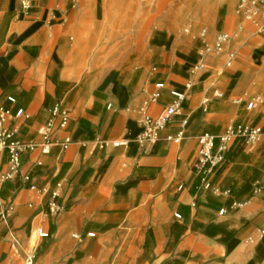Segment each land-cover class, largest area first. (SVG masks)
I'll use <instances>...</instances> for the list:
<instances>
[{"label":"crops","instance_id":"crops-1","mask_svg":"<svg viewBox=\"0 0 264 264\" xmlns=\"http://www.w3.org/2000/svg\"><path fill=\"white\" fill-rule=\"evenodd\" d=\"M235 3L29 0L22 8L0 0V104L15 97L28 117L10 122L31 136L59 101L70 120L57 137L72 139L64 151L24 157L38 186L61 182L67 208L56 217L20 177L0 184L15 203L12 231L20 240L13 247L1 232L0 264H22L37 228L50 235L37 241L33 264H264V136L232 147L228 162L209 174L215 190L201 188L192 169L197 134L235 121L264 130V34L238 31ZM219 32L232 34L234 64L208 56L192 74L201 37L212 42ZM157 81L166 88L148 106L153 117L171 99L169 89L188 95L159 140L143 144L136 109ZM183 115L191 136L177 144L167 136Z\"/></svg>","mask_w":264,"mask_h":264},{"label":"built area","instance_id":"built-area-1","mask_svg":"<svg viewBox=\"0 0 264 264\" xmlns=\"http://www.w3.org/2000/svg\"><path fill=\"white\" fill-rule=\"evenodd\" d=\"M22 8L29 7V0H19ZM234 13L238 18V31H244L250 26L251 32L254 34H264V0H236ZM202 38V46L200 48L201 60L191 69V73L195 74L199 70L205 68L204 58L208 56L224 55V65L231 67L236 58L237 53L234 50L227 49V44L232 39V34L228 32H219L216 34L212 42ZM155 67L152 68L154 70ZM192 81L186 83V88L190 89ZM166 86L163 82L157 81L153 84V88L148 91L146 98L136 109L140 115V123L142 131L138 136V141L143 144H154L159 140L160 131L170 125L173 118L181 115L182 105L188 92H180L175 89H169L171 99L165 103L160 113L153 117L148 113V106L156 103L162 96ZM215 96L221 97V92H215ZM10 105L0 104V184L14 180L20 177L26 184L28 189L36 191L45 199L47 215L56 217L59 213L66 210L67 205L59 201L61 182L55 183L54 187L47 188L38 186L34 182V174L32 170H23V162L25 155L33 152H39L42 155H49L53 148L58 147L61 151L66 150L72 143L69 135L65 134L59 139L57 134L59 131H65L70 120V111L63 107L57 101L49 108V115L45 122L35 127L34 134L27 135L22 130L21 124L10 122L18 117L28 115L23 108H15L13 104L16 99L14 96H7ZM210 99L204 97L201 100V109L207 112ZM253 101L247 103L246 108L253 107ZM188 123L187 116H181L179 129L173 135L167 138L177 144H182L191 134H187L185 127ZM264 136L263 127L257 124H248L242 121L228 123L220 132L207 130L197 134L195 137L198 141L196 155L192 162V169L199 179V185L206 190H215V184L209 178V174H214L229 160V153L236 143H244L254 145ZM100 147L107 144V141H100ZM113 145L119 142H112ZM34 166H44V163L36 159ZM223 213V209L219 210ZM15 214V203L12 199L2 197L0 194V236L4 231L11 239V245L18 247L20 240L12 231V218ZM176 218L181 215L175 213ZM263 232V231H262ZM50 234L42 228H37L34 232V240L30 250L25 253L22 264H33L36 256L37 241L39 238L48 237ZM87 235L92 236V233Z\"/></svg>","mask_w":264,"mask_h":264},{"label":"rangeland","instance_id":"rangeland-1","mask_svg":"<svg viewBox=\"0 0 264 264\" xmlns=\"http://www.w3.org/2000/svg\"><path fill=\"white\" fill-rule=\"evenodd\" d=\"M225 2H226V3L229 2V3L231 4V6H232V9H233L234 0H225ZM116 25H117V23L115 22V23H114V26L112 27V29L116 28ZM185 26H187V25H185ZM34 238H35V236H34V234H33V237H32V239H31V241H30V243H29V245H28L29 247L27 248V251L30 250Z\"/></svg>","mask_w":264,"mask_h":264},{"label":"trees","instance_id":"trees-1","mask_svg":"<svg viewBox=\"0 0 264 264\" xmlns=\"http://www.w3.org/2000/svg\"><path fill=\"white\" fill-rule=\"evenodd\" d=\"M54 81L57 82L56 79H54ZM58 92H59V91H58V89H57V93H58ZM2 195H3V196L5 195L4 192H2Z\"/></svg>","mask_w":264,"mask_h":264}]
</instances>
